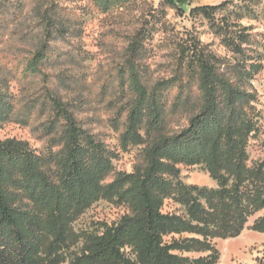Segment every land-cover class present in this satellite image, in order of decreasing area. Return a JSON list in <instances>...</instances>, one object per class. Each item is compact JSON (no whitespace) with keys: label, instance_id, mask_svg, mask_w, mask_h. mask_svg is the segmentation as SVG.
Instances as JSON below:
<instances>
[{"label":"trees","instance_id":"16d2710c","mask_svg":"<svg viewBox=\"0 0 264 264\" xmlns=\"http://www.w3.org/2000/svg\"><path fill=\"white\" fill-rule=\"evenodd\" d=\"M141 1L91 0L102 13ZM161 2L181 13L191 5V0ZM232 4L233 0H227L198 6L190 14L212 21ZM146 33L138 32L129 44L128 63L120 77L122 89L131 96L125 139L132 141L141 132L161 129L166 91L173 87H197L196 95L186 96L187 124L159 135L144 149V164L135 166L132 174H119L108 188L101 183L112 170L111 151L67 110L63 149L52 161L27 141L0 139V264H43L48 228L65 234L72 212L88 208L108 189L123 199L129 212L116 224H103L102 232L86 234L83 256L75 264H216L219 257L210 239L240 235L249 218L264 210V160L248 165L249 145L263 134L260 97L251 85L264 68L263 55L257 53L262 42L246 33L238 42L226 39L237 55L235 65L195 43L191 51L184 50L173 78L149 86L138 64L145 52ZM47 59L46 51L39 50L30 61V71L39 73ZM13 112L12 96L0 87V129L12 120ZM181 165L202 166L219 188L180 185L175 179ZM173 194L184 201L188 218L163 212ZM36 204L43 205L44 214ZM252 228L264 232V216ZM184 233L203 239L166 241L167 236ZM127 249L135 254L134 260ZM174 251L211 255L191 260Z\"/></svg>","mask_w":264,"mask_h":264},{"label":"rangeland","instance_id":"374dc122","mask_svg":"<svg viewBox=\"0 0 264 264\" xmlns=\"http://www.w3.org/2000/svg\"><path fill=\"white\" fill-rule=\"evenodd\" d=\"M225 1L191 0L181 13L161 0H143L119 11L102 13L91 0H0V87L14 103L12 120L0 129V139L27 141L38 154L52 161L63 149L67 110L111 151L112 170L101 183L104 188L113 185L119 174H132L135 166L144 164V149L153 140L187 124L186 96L198 93L196 86L167 90L161 129L141 132L140 138L132 141L125 139L131 96L122 89L120 77L128 63V46L138 32H147L145 52L138 64L149 86L173 78L184 50L191 51L195 43L235 65L237 55L225 40L238 42L244 33L262 42L257 53L263 55L264 65V0H256L255 4L233 0L212 21L190 14L191 8ZM251 5L253 9L248 8ZM252 10L256 11L254 15ZM246 48L242 46L247 52ZM41 49L48 59L40 65L39 73L31 72L30 61ZM251 85L260 97L263 134L249 145L248 165L264 160V68ZM179 167L175 181L180 185L219 188L202 166ZM35 208L45 213L43 205L36 204ZM128 212L123 199L108 189L88 208L72 212L65 234L48 228L42 263L75 264L83 256L86 234L102 232L103 224H116ZM163 212L189 217L177 194L166 199ZM263 216L264 210L254 213L236 237L210 239L219 257L216 264H264V232L252 228ZM186 238L203 239L184 233L167 236L166 241ZM126 252L134 260L135 254L130 249ZM174 253L191 260L211 255L199 251Z\"/></svg>","mask_w":264,"mask_h":264}]
</instances>
